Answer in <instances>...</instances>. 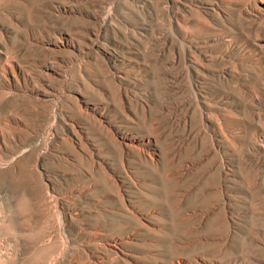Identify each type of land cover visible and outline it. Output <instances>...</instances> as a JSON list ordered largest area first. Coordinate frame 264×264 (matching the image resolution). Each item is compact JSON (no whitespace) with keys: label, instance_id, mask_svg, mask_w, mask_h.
<instances>
[{"label":"rangeland","instance_id":"374dc122","mask_svg":"<svg viewBox=\"0 0 264 264\" xmlns=\"http://www.w3.org/2000/svg\"><path fill=\"white\" fill-rule=\"evenodd\" d=\"M0 264H264V0H0Z\"/></svg>","mask_w":264,"mask_h":264}]
</instances>
